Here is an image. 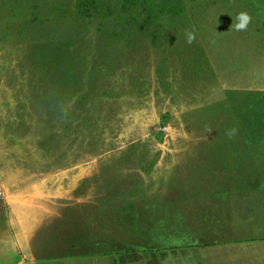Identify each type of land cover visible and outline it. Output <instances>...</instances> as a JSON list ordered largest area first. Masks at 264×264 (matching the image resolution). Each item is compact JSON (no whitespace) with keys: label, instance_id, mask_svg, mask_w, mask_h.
<instances>
[{"label":"rangeland","instance_id":"rangeland-1","mask_svg":"<svg viewBox=\"0 0 264 264\" xmlns=\"http://www.w3.org/2000/svg\"><path fill=\"white\" fill-rule=\"evenodd\" d=\"M0 181L41 261L239 264L264 246V0H0Z\"/></svg>","mask_w":264,"mask_h":264},{"label":"crops","instance_id":"crops-1","mask_svg":"<svg viewBox=\"0 0 264 264\" xmlns=\"http://www.w3.org/2000/svg\"><path fill=\"white\" fill-rule=\"evenodd\" d=\"M1 182V181H0ZM1 192V191H0ZM2 193H0V264H51L50 262H45L46 257L43 252L45 248L44 246H40V242H33V247L36 249L33 252H30L31 249H28L30 243L27 240V231L26 226L28 224H24L19 222H15L12 218L14 215V209H17V206H14V204L11 203L10 200H7L5 196H3ZM22 210V211H21ZM18 211H21L23 213L24 209H18ZM221 216L216 217V221H219ZM13 220V221H12ZM215 224L219 226V222H216ZM222 225V224H221ZM215 228H217L214 225ZM24 228V231L22 230ZM228 226H222L218 228L219 230H229ZM13 229V230H12ZM18 229V230H17ZM17 234V235H16ZM20 235V236H19ZM19 236V237H18ZM231 239L228 240H212L205 245H218L222 244L224 242H232L235 240L234 236H230ZM257 239V238H255ZM260 240H264L263 238H260ZM259 240V241H260ZM61 241V240H60ZM252 241H255L254 239ZM264 245V243L262 244ZM32 247V248H33ZM42 248V249H41ZM184 249V248H181ZM41 250V251H40ZM167 250V249H163ZM186 250H189V247L186 248ZM226 249L221 250L220 252H216L219 254V256H212V259H214L217 264H238L233 263L232 259L235 256V252H237L236 249H233L232 253L226 252ZM238 256L240 257L239 264H262L259 260H264V246L262 248H259L257 245L250 248L244 247ZM167 251H172L171 253H174V251H179V249H170ZM185 252V251H184ZM178 253V252H177ZM180 254H184L183 252ZM50 255V254H49ZM207 255H203L201 251V264H214L213 262L205 260V257ZM42 257V258H41ZM237 257V256H236ZM44 261H41V259H44ZM172 257L161 259L163 264H166V260L171 259ZM73 259V260H72ZM64 258V260L59 261V259L52 260L54 264H82L77 258ZM217 259V260H216ZM231 259V260H230ZM199 264V263H198Z\"/></svg>","mask_w":264,"mask_h":264},{"label":"clouds","instance_id":"clouds-1","mask_svg":"<svg viewBox=\"0 0 264 264\" xmlns=\"http://www.w3.org/2000/svg\"><path fill=\"white\" fill-rule=\"evenodd\" d=\"M250 22V16L246 12H240L236 15L235 20L231 27H233L236 30H243L247 27L248 23ZM192 35L189 33L187 34V40L188 42H191Z\"/></svg>","mask_w":264,"mask_h":264}]
</instances>
